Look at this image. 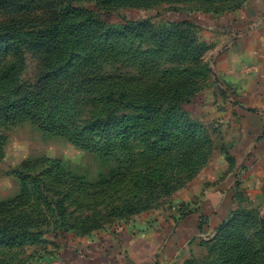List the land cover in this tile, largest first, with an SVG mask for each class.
<instances>
[{
  "label": "rangeland",
  "instance_id": "374dc122",
  "mask_svg": "<svg viewBox=\"0 0 264 264\" xmlns=\"http://www.w3.org/2000/svg\"><path fill=\"white\" fill-rule=\"evenodd\" d=\"M249 1L0 0V264L200 214L169 264H264L262 159L206 23Z\"/></svg>",
  "mask_w": 264,
  "mask_h": 264
},
{
  "label": "crops",
  "instance_id": "0c3cea01",
  "mask_svg": "<svg viewBox=\"0 0 264 264\" xmlns=\"http://www.w3.org/2000/svg\"><path fill=\"white\" fill-rule=\"evenodd\" d=\"M231 22L206 21L209 32L222 37L214 67L242 100L244 124L250 128L247 137L252 142L247 151L250 157L247 158V154L244 158L259 157L263 165L260 168H264V0H250L241 16ZM215 200V205L211 202L206 205L204 220L212 221L215 214L220 215L221 207L232 204L230 193ZM216 205L220 208H214ZM201 216H195L188 223H178L176 229L169 224L152 228L140 223L126 226L104 241L69 245L52 264H169L181 259L184 250L194 249L199 243L198 235L205 231L198 227V222L203 220ZM262 219L264 221V211ZM208 226H204L206 231Z\"/></svg>",
  "mask_w": 264,
  "mask_h": 264
}]
</instances>
